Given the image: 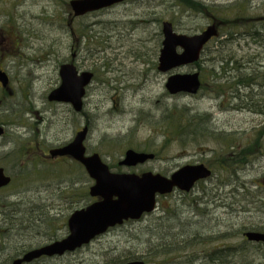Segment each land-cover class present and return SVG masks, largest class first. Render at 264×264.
I'll return each mask as SVG.
<instances>
[{
    "label": "rangeland",
    "instance_id": "374dc122",
    "mask_svg": "<svg viewBox=\"0 0 264 264\" xmlns=\"http://www.w3.org/2000/svg\"><path fill=\"white\" fill-rule=\"evenodd\" d=\"M69 1L0 0V67L13 91L0 88V122L8 128L0 167L19 183L0 191V264L47 245L55 236L50 221L87 203L94 181L82 165L67 158L51 170L33 153L71 142L85 125L87 152L116 172H130L118 164L132 149L157 157L132 172L165 176L205 165L212 174L189 194L160 197L152 214L75 255L26 264H117L145 256L160 264H225L218 248L227 232L230 244L245 249V260L264 264V248L237 236L264 231V0H133L79 18ZM202 4L230 25L205 47L199 67L173 71H199L203 90L171 95L169 75L156 72L162 21L198 34L208 25ZM73 54L80 72L95 74L83 114L47 98ZM121 74L132 79L130 89L120 85ZM210 251L211 257L202 254Z\"/></svg>",
    "mask_w": 264,
    "mask_h": 264
},
{
    "label": "water",
    "instance_id": "95a60500",
    "mask_svg": "<svg viewBox=\"0 0 264 264\" xmlns=\"http://www.w3.org/2000/svg\"><path fill=\"white\" fill-rule=\"evenodd\" d=\"M124 0H72L70 7L76 16H82ZM165 48L162 52L161 68L165 71L172 67L188 64L196 60L204 44L217 34L215 26L208 28L201 35L187 37L176 35L170 24H165ZM183 48L182 54H177L178 48ZM62 84L50 95V101L72 104L77 110L81 106V98L84 88L91 81L92 75L83 73L78 76L72 65H64L61 68ZM4 74H0L5 81ZM169 89L172 93L187 91L196 93L200 87L198 75H177L169 80ZM86 129L79 132L73 141L65 148L51 152L52 156H72L86 166L90 176L96 181L91 193L102 200L85 210L76 212L70 219L71 234L68 238L54 242L26 254L17 259L13 264L31 262L41 256L63 254L68 250L87 243L96 235L104 233L108 228L121 224L124 220L139 219L144 212H150L154 208L155 195L167 194L176 188L188 191L198 180L206 178L211 173L205 166H186L175 172L170 178L152 173L143 174L141 177L131 174H112L109 168L103 164L100 157L85 156L83 141ZM153 155L139 154L133 150L126 153L124 165L133 166L153 159ZM10 178L4 175L0 169V188L7 186ZM250 240L264 241V234L250 232L247 234ZM121 264H143L139 261H129Z\"/></svg>",
    "mask_w": 264,
    "mask_h": 264
},
{
    "label": "flooded vegetation",
    "instance_id": "af4514ba",
    "mask_svg": "<svg viewBox=\"0 0 264 264\" xmlns=\"http://www.w3.org/2000/svg\"><path fill=\"white\" fill-rule=\"evenodd\" d=\"M130 1H133V0H124V1H122V2H120V3H118V4H115V5H112V6H110V7H107V8H104V9H101V10H98L97 12H100V11H103V10H111V9H113V8H115V7H117V6H119V5H123V4H127V3H129ZM193 1L194 0H178V2L180 3V4H182V5H188V4H190V3H193ZM202 8H204V13L208 16V25H207V27L204 29V30H202L200 33H202V32H204L209 26H211L213 23H215V27H216V32H217V34H216V36L215 37H213V38H211L210 40H208L205 44H204V46L202 47V49L200 50V53H199V55L197 56V58H196V60L195 61H193V62H191V63H188V64H183V65H181V66H176V67H172V68H170L169 70H167V71H165V70H163L162 68H161V59H162V52H163V50H164V48H165V40H166V34H165V24H170L171 26H172V28H173V33H175V34H178V35H187V36H194V35H197V34H194V35H188V34H184V33H180V32H178V31H176V29H175V26H174V24L171 22V21H162V26H161V36H162V43H161V49H160V52H159V56H158V61H157V65H156V72L158 73V74H168L169 75V77H168V80H167V82H166V89H167V91L169 92V94H171V95H177V94H182V93H185V94H188V95H196V94H198L200 91H202L203 90V88H204V84H203V79H202V74L198 71H196V72H191V73H184V74H180V73H174L173 71H175V70H177V69H180L181 67H186V66H190V65H194V67H199V65H198V62H199V60L201 59V53L204 51V49H205V47L209 44V43H211V41L212 40H214V38H217V37H219V30L222 28V27H220V24L219 23H217V22H220V23H222V24H224L225 26L226 25H230V20H228L227 18H223V20L222 21H219V19L217 18V17H214L215 15L211 12V10H210V8H208V6L207 5H204V4H202ZM96 13V12H95ZM228 14H229V12H227ZM92 14V13H91ZM86 16V15H85ZM223 16H225V17H228V15L227 14H223ZM76 17V16H75ZM82 17H84V16H82ZM76 18H79V17H76ZM224 27V26H223ZM200 33H198V34H200ZM2 43H0V45H1ZM17 45H18V43H16ZM3 51V48H1L0 47V52H2ZM176 52H177V54H181V53H183V51H182V49H177L176 50ZM75 59H76V54H73L72 55V59H71V61H69V62H66V63H63L61 66H60V68H59V76H60V72H61V68H62V66H64V65H72L75 69H76V71H77V73H78V76H81L83 73H89V74H91L92 75V78H91V81L89 82V84L88 85H86L85 86V88H84V94H83V96H82V98H81V106H80V109H76V108H74L72 105H70V104H66V105H68V106H70V107H72V109L76 112V113H81V114H83V112H84V100H85V96H86V93H87V89H88V87H90L91 86V84H92V82L93 81H95V74L93 73V72H91V71H83V72H80V70L77 68V66H76V64H75ZM130 69H132V70H136V68H134L133 66H130ZM0 72H4V70L2 69V67H0ZM198 75V80H199V83H200V87L198 88V90H197V92L196 93H192V92H187V91H181V92H177V93H172L171 91H170V89H169V86H168V84H169V80H170V78L172 77V76H176V75ZM121 77H118L119 79H120V85L122 86V88H124V90H126V89H130L131 88V86L129 85V82H130V80H132L129 76H128V74H121L120 75ZM61 78V77H60ZM118 78L115 80V86L119 83L118 82ZM4 79H5V81H2L1 80V78H0V88L2 89V91H4V92H7L9 95H12L13 94V91L11 90V88H10V86H9V84H10V79H9V77L7 76V74L5 73V76H4ZM61 84V83H60ZM139 86V85H138ZM138 86H136V88H138ZM59 87V86H58ZM53 91V90H52ZM128 91V90H127ZM52 93V92H51ZM50 93V94H51ZM191 93V94H190ZM49 97H50V95H48V101L49 102H51L50 100H49ZM51 103H54V102H51ZM7 125H5V123H3V122H0V139H2V138H4V137H6L7 135V132H8V128L6 127ZM83 128H85L86 129V135H85V138H84V141H83V146H84V148H85V156L86 157H93V156H95V155H98L99 157H100V159H101V161L103 162V164H105L108 168H109V171L111 172V173H115V174H124V173H127V172H116L113 168H111L108 164H106L105 162H104V160L102 159V157L100 156V154H98V153H93V154H91V155H89V153L87 152V147H86V141H87V137L89 136V134H90V131H91V129H90V126L89 125H85ZM82 128V129H83ZM84 129V130H85ZM73 141H71V142H69V143H66V144H64V145H59V146H54V147H51V148H49V149H46V150H44V149H41V147H39V146H36V149L34 150V152L33 153H36V154H38V156L39 157H37L38 159H40L41 161L42 160H45V162H46V164H47V162L49 161V165H48V167L49 168H51V170H53V169H55V166L52 164V162H54V161H60V160H63V159H67V158H69V159H72V160H74V161H76L77 163H79L80 165H82V167H84V169H85V171L88 173V171H87V169H86V166L83 164V163H81V162H79L78 160H76L74 157H72V156H52V154H51V152H53V151H56V150H60V149H62V148H65L66 146H68L69 144H71ZM233 148H235V147H233ZM130 150V149H129ZM128 150H126V152H127ZM137 151V150H136ZM240 151V149H238L237 151H235V152H239ZM126 152H125V154H124V156H123V159H124V157H125V155H126ZM137 153H139V154H146V155H153L154 156V158L153 159H150V160H147L146 162H144V163H142V164H136V165H133V166H128V165H124V164H122L124 161H123V159L119 162V166H121V167H123V166H126L127 168H131V169H129L130 170V172H128V173H130V174H137V175H139V176H141V175H143V174H145V173H153L152 171H143V172H140V173H137V172H132L133 171V169H135V168H137V167H139V166H143V165H145L146 163H148V162H151V161H154L157 157H156V154L155 153H150V152H148V151H137ZM208 167V166H207ZM229 167V166H228ZM1 168V167H0ZM209 168V167H208ZM4 169V168H3ZM209 170L211 171V173L209 174V176L212 174V170L209 168ZM178 171V170H177ZM4 172V175L6 176V177H8V178H10V183L7 185V186H5V187H3V188H1L0 189V191L1 190H7V189H9V190H12V189H14V188H16V186H19V183H14V178L11 176V175H9L8 173H6V171L4 170L3 171ZM49 171H47V173H48ZM176 171H174L173 173H175ZM52 173V172H51ZM172 173V174H173ZM156 174V173H155ZM172 174H170V175H165V176H167V177H171L172 176ZM88 175L90 176V174L88 173ZM52 176H53V174H52ZM208 176V177H209ZM91 177V176H90ZM208 177H206V178H204L203 180H205V179H207ZM93 180V179H92ZM202 180V179H201ZM94 181V180H93ZM200 182V180H198L196 183H194V185L195 184H198ZM95 185V181H94V183H93V185L89 188V191H88V194L86 195V197H85V199H86V201H87V203L85 202V201H83V200H80V202L79 203H82L80 206H82L81 208H79V209H76V210H74L70 215L68 214V215H66L65 217H63L61 220H59V221H57L58 223H54V221H50V224H49V230L50 231H53V230H55V236H53L52 237V241L51 242H49V243H47V244H51V243H54V242H57V241H62V240H64V239H66L70 234H71V231H70V226H69V222H70V219L72 218V216L76 213V212H78V211H80V210H85V209H87L88 207H90L91 205H93V204H95V203H97V202H100L101 201V198L100 197H94L93 195H92V193H91V189H92V187ZM194 185L188 190V191H186V190H182L181 188H174L173 190H172V192H170V193H167V194H156L155 195V201H154V208H153V210L152 211H150V212H144L143 214H142V216L139 218V219H135V220H124V222H122L121 224H119V225H115V226H112L111 228H108L104 233H101V234H99V235H96V236H94L93 238H91V240L89 241V242H87V243H84V244H82L81 246H79V247H77V248H75L74 250H68V251H66V252H64L63 254H55V255H52V256H41L40 258H37V259H35V260H33L32 262H35V261H38V260H43V259H53V258H58V257H64V256H68V255H75L76 253H78V252H80V251H82L84 248H87V247H90V246H92L96 241H98L99 239H101L104 235H106V234H108V233H110L112 230H114V229H117V228H121V227H124V226H126V225H129V224H131V223H134V222H138V220H140V219H142L145 215H147V214H152L153 212H154V210L158 207V200H159V198L160 197H163V196H168V195H171V194H173L175 191H179L180 193H182V194H189L191 191H192V188L194 187ZM11 188V189H10ZM88 198V199H87ZM73 201H75V199H71V201H70V203H72ZM84 205V206H83ZM252 231H256V232H258V233H262V234H264V231H257V230H250V231H246V232H244V233H242V234H238L237 233V236H240L241 235V239H242V243H251V244H254L256 247L258 246V247H263L264 248V241H255V240H250L248 237H247V234L248 233H250V232H252ZM237 236H235V237H232V239L234 240L235 238H237ZM223 239H225L224 241H223V243H222V245H221V247H219L218 248V250H222V255H223V257H224V261H225V264H257V263H255V262H251L250 261V259H249V262L247 261V260H245V256H246V253L244 254V252H245V249L243 248V247H240V245H234L233 243H229L230 242V240H231V235L229 234V232H227V235L223 238ZM202 254L203 255H210V257L212 256V254H213V251H210V253H208V252H202ZM240 254H243L241 257H239L238 255H240ZM154 256H145V257H134V258H130V259H128V261H132V260H138V261H140V262H142L143 264H160L158 261H157V258H153ZM245 261V262H244ZM28 263V262H27ZM24 264H26V263H24ZM117 264H118V262H117Z\"/></svg>",
    "mask_w": 264,
    "mask_h": 264
},
{
    "label": "trees",
    "instance_id": "16d2710c",
    "mask_svg": "<svg viewBox=\"0 0 264 264\" xmlns=\"http://www.w3.org/2000/svg\"><path fill=\"white\" fill-rule=\"evenodd\" d=\"M225 14H227L228 15V13L226 12Z\"/></svg>",
    "mask_w": 264,
    "mask_h": 264
}]
</instances>
